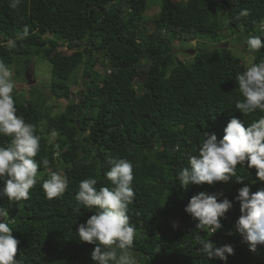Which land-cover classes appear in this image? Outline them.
Here are the masks:
<instances>
[{"label": "trees", "instance_id": "1", "mask_svg": "<svg viewBox=\"0 0 264 264\" xmlns=\"http://www.w3.org/2000/svg\"><path fill=\"white\" fill-rule=\"evenodd\" d=\"M12 2L0 0V61L15 63L14 78L28 82L22 73L32 58L47 60L51 91L67 101L51 115L34 85L13 91L17 115L40 137L35 159L42 177L28 200L0 195V208L9 212L6 222L19 241L20 264H95L96 244L80 241L78 227L97 209L79 206L75 196L83 179H96L98 189L114 187L106 175L109 157L133 165L136 196L128 215L136 230V264H264V245L251 251L235 227L241 215L239 189H264L254 167H237L242 182L231 177L185 189L178 179L190 167L189 157L199 154L205 132L220 140L230 119L247 127L264 116L235 107L243 100L236 80L245 71L241 56L224 45L204 47L218 43L219 32L231 30L251 64L264 61V47L252 52L247 46L249 37L264 40V0H158L152 18L145 16L148 0H20L15 9ZM245 9L250 14L237 19ZM174 39H200L203 47L181 59L173 51ZM80 66L82 86L74 98L69 82ZM10 140L0 134V146ZM57 167L68 187L62 198L48 200L42 182ZM5 179L0 177V193ZM200 192L232 203L221 218L222 228L211 236L197 229L199 221L185 211ZM198 237L216 247L231 245L234 254H226L227 260L208 258L199 250Z\"/></svg>", "mask_w": 264, "mask_h": 264}, {"label": "clouds", "instance_id": "2", "mask_svg": "<svg viewBox=\"0 0 264 264\" xmlns=\"http://www.w3.org/2000/svg\"><path fill=\"white\" fill-rule=\"evenodd\" d=\"M20 0H13L10 7H18ZM249 10H241L237 19L247 17ZM25 26L22 36L28 35ZM11 46H14L11 45ZM247 46L257 52L264 47L259 36L249 37ZM12 70L0 61V134L10 137L7 147L0 146V177L6 178L2 193L9 201L20 202L30 199V190L42 179L39 165L35 159L40 151V137L36 135L33 124L25 122L17 115L13 98L16 87ZM242 101L235 107L248 115L257 110L264 113V61L253 63L236 77ZM111 165L106 175L114 186L97 188V180L83 179L75 196L79 206L97 209L95 214L78 227L80 241L96 244L91 253L95 264H136L133 255L136 230L130 225L129 205L134 203L136 193L133 165L130 161L109 157ZM255 168L259 181L264 182V116L247 127L237 118H232L224 129L223 138L218 140L214 133L205 132L198 155L189 157L190 167L183 168L179 174V184L187 189L190 184L212 185L215 182H228L236 177L237 167ZM45 168L49 161L43 160ZM68 187V180L62 172L51 171L49 178L43 180L42 189L48 200L60 199ZM240 201L241 215L236 222V230L243 241L255 251L264 245V189L251 192L248 186L239 189L236 197ZM232 208L227 198L218 201L216 195L200 192L191 197L185 211L199 222L197 229L205 230L209 236L222 228L221 218ZM81 207L75 211L79 212ZM0 264H20L16 259L19 241L13 237L12 228L6 222L9 212L0 208ZM231 234V233H229ZM199 249L208 258L227 260L234 254L231 245L216 247L209 239L197 238ZM159 249L157 250V252ZM227 254V255H226Z\"/></svg>", "mask_w": 264, "mask_h": 264}, {"label": "rangeland", "instance_id": "3", "mask_svg": "<svg viewBox=\"0 0 264 264\" xmlns=\"http://www.w3.org/2000/svg\"><path fill=\"white\" fill-rule=\"evenodd\" d=\"M158 12V0H148L147 2V10L145 12V16L148 18H152L153 15ZM147 18V19H148ZM148 30H151V26H149ZM216 45H224L225 47H228L231 49V51L241 56L243 63H244V70H246V67L251 65L250 56L248 55L247 51L244 50L243 44L241 42V39H237L236 35L233 34L231 30H223L219 32V42L218 43H211L207 42L204 47L211 48L212 46ZM199 47H203L202 40L196 39V40H180V39H174L173 40V51L176 53V55L181 59H187L189 56H192L193 54H190L188 50L193 49L195 52L199 49ZM63 52L69 53V50L66 49V47H61ZM194 52V53H195ZM146 68L147 62L145 60H142L141 67ZM12 73L14 74V70L16 69V64L12 63L8 66ZM51 65L47 60L42 59L41 57H33L31 63L29 64L28 73L30 75V79H34V82L29 85L28 82L22 80V78H17L16 80L14 78V75L12 76V79L14 82L16 81L15 85V91L21 93L22 91H27L28 88L32 85H34V89L37 91V93H41L44 95L46 102L45 104L50 107V114L54 115L58 113L59 111L63 110L67 101L62 96H57L55 93L51 91L50 81H51V71H50ZM26 69V70H27ZM26 70L22 73L23 76H25ZM82 67H78L71 77V80L69 82L71 90L73 92L72 96L74 98H77L75 96L76 91L82 86ZM27 77V76H26ZM139 78H137L135 81L137 82ZM54 171L62 172L60 167H57ZM180 225V222H176L174 224L175 227H178Z\"/></svg>", "mask_w": 264, "mask_h": 264}, {"label": "water", "instance_id": "4", "mask_svg": "<svg viewBox=\"0 0 264 264\" xmlns=\"http://www.w3.org/2000/svg\"><path fill=\"white\" fill-rule=\"evenodd\" d=\"M188 52L190 53V54H194V50L193 49H190V50H188ZM28 73V69L26 70V72H25V76H27L26 78H27V80H28V82L30 83V84H32L33 82H34V79H30V75L29 74H27ZM2 218L3 217H0V220H2Z\"/></svg>", "mask_w": 264, "mask_h": 264}]
</instances>
